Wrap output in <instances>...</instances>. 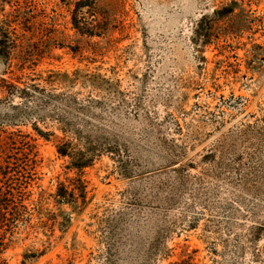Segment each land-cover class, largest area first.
Segmentation results:
<instances>
[{
    "label": "rangeland",
    "instance_id": "rangeland-1",
    "mask_svg": "<svg viewBox=\"0 0 264 264\" xmlns=\"http://www.w3.org/2000/svg\"><path fill=\"white\" fill-rule=\"evenodd\" d=\"M77 1L0 0L2 264H264V0Z\"/></svg>",
    "mask_w": 264,
    "mask_h": 264
},
{
    "label": "trees",
    "instance_id": "trees-1",
    "mask_svg": "<svg viewBox=\"0 0 264 264\" xmlns=\"http://www.w3.org/2000/svg\"><path fill=\"white\" fill-rule=\"evenodd\" d=\"M95 9V3L90 1V0H79L75 3L74 9L72 11V18L71 22L76 31H78L82 35H87V36H95L98 35L97 30H101L99 25H96V13L94 11ZM85 10V11H84ZM231 9H222L221 11H218L217 14L219 16L222 15L225 16L228 13H231ZM103 29V28H102ZM0 46L5 47L6 44L2 43L0 40ZM65 77H68V75H64ZM4 85L1 86L0 88L5 92L8 96L9 94L12 96L17 95L18 97L29 100V98H32L31 93V88L34 90L35 94L38 93V98L41 99V101L37 100L38 102H42V100H45L47 103L51 102L50 98H53L54 95L45 93L44 90H40L38 87L35 85H30L26 86L24 88H20L18 85L14 83H9L8 81L2 79L1 80ZM20 83V82H19ZM45 106V105H43ZM37 133V135L40 138H43L45 140H49L50 138V133L49 132H44L39 128L34 129ZM56 151L57 153L62 156V157H71V148L68 143L65 142H58L56 145ZM78 163H74L76 168H84L88 164L87 162L84 161H77ZM3 178H5V174H2ZM1 183V182H0ZM2 186H0V255L1 253L6 249L7 247V241H9V237L13 235V229L15 227L14 221L12 220L13 218H10L9 216L10 211H9V193L7 190L2 191ZM13 223H12V221ZM0 264L1 258H0ZM178 264H190L187 261H182L181 263Z\"/></svg>",
    "mask_w": 264,
    "mask_h": 264
}]
</instances>
